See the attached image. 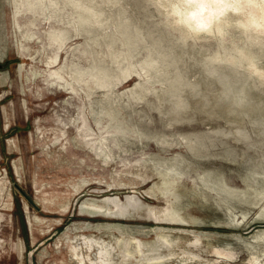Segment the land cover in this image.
Returning <instances> with one entry per match:
<instances>
[{
    "label": "rangeland",
    "instance_id": "1",
    "mask_svg": "<svg viewBox=\"0 0 264 264\" xmlns=\"http://www.w3.org/2000/svg\"><path fill=\"white\" fill-rule=\"evenodd\" d=\"M218 32L0 0V264H264V56Z\"/></svg>",
    "mask_w": 264,
    "mask_h": 264
},
{
    "label": "clouds",
    "instance_id": "2",
    "mask_svg": "<svg viewBox=\"0 0 264 264\" xmlns=\"http://www.w3.org/2000/svg\"><path fill=\"white\" fill-rule=\"evenodd\" d=\"M170 29L186 40L235 29L249 56H264V0H157Z\"/></svg>",
    "mask_w": 264,
    "mask_h": 264
},
{
    "label": "bare ground",
    "instance_id": "3",
    "mask_svg": "<svg viewBox=\"0 0 264 264\" xmlns=\"http://www.w3.org/2000/svg\"><path fill=\"white\" fill-rule=\"evenodd\" d=\"M249 65H250V63H249ZM252 72H254V69H253V71ZM255 73V72H254ZM134 198V197H133ZM105 201L107 202V203H111V204H113V206H114V208H115V210L112 212V213H114V214H118V215H125V213L127 212V209H128V206L127 205H123V204H121L119 201H118V199L117 198H114V199H111V198H107V199H105ZM128 201V205H130V203H131V198L130 197H127V199H126V201L125 202H127ZM139 201V200H138ZM126 204V203H125ZM98 207V206H97ZM137 208V207H136ZM135 209V208H134ZM136 210V209H135ZM146 212V211H145ZM137 214V213H136ZM122 236V235H121ZM131 237V236H130ZM164 241H165V243H170L168 240L169 239H167V238H164L163 239ZM132 241H134V240H132ZM86 242L87 243H89V244H91V245H93V244H95V245H99V243L96 241V240H92V239H86ZM136 242V241H135ZM115 244V243H114ZM171 244V243H170ZM127 245H129V244H125V252H126V249L128 248V246ZM105 246V245H104ZM108 247H110V245L108 246ZM111 248V247H110ZM160 247H158V249H159ZM100 249L101 250H98L99 251V256H100V260L99 261H96V262H94V263H92V264H100V263H102V264H106L108 261H106L105 260V258H106V255L108 254L109 255V251H107V250H102V247H100ZM122 249V248H121ZM136 252L137 253H141V249H142V245L139 243V241L138 242H136ZM153 249V248H152ZM118 251V250H117ZM123 254H124V252H123ZM183 255H184V253H183ZM191 255V254H190ZM139 257V256H138ZM154 257V256H153ZM152 256H151V259L153 258ZM156 257V256H155ZM192 257V256H191ZM132 258V257H131ZM137 258V257H136ZM135 258V259H136ZM163 258V257H162ZM190 259H192V258H190ZM149 260V259H148ZM159 260L160 259H158V258H154V259H152L151 261H156V262H150L151 264H157L158 262H159ZM188 259L187 258H184L183 260H182V263H185L186 261H187Z\"/></svg>",
    "mask_w": 264,
    "mask_h": 264
}]
</instances>
